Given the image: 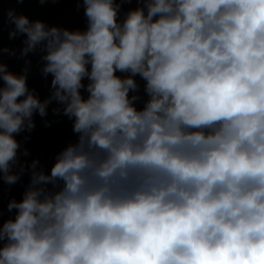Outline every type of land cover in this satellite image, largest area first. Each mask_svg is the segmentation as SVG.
<instances>
[{"label": "clouds", "instance_id": "9594fccd", "mask_svg": "<svg viewBox=\"0 0 264 264\" xmlns=\"http://www.w3.org/2000/svg\"><path fill=\"white\" fill-rule=\"evenodd\" d=\"M81 3L83 31L6 13L52 78L0 61V181L30 173L0 264H264V0ZM53 102L77 139L46 172L16 136Z\"/></svg>", "mask_w": 264, "mask_h": 264}]
</instances>
